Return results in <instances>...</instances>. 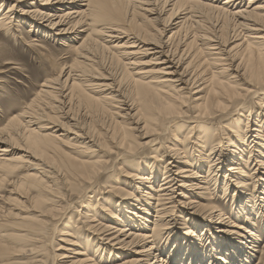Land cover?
<instances>
[{
	"label": "bare ground",
	"instance_id": "1",
	"mask_svg": "<svg viewBox=\"0 0 264 264\" xmlns=\"http://www.w3.org/2000/svg\"><path fill=\"white\" fill-rule=\"evenodd\" d=\"M0 5L9 6L0 11L5 36L17 33L19 46L37 49V40L21 30L28 25L27 34L80 43L73 50L81 65L78 74L67 73L65 82H72L65 84L67 90L41 91L45 97L61 96L60 102H33L34 109L18 116L26 120L25 154L7 158L20 146L4 148L5 130H0V160L26 167L21 182L37 193L33 212L25 211L28 206L7 220L12 228L1 238L15 247H0V264H49L47 235L64 209L79 215L61 234L74 239L65 243L78 249L65 250L74 259L61 254L57 264H105L135 247H140L134 252L138 260L123 264H248L255 253L264 264V246L255 245L264 230V0H0ZM206 15L218 20L214 37L202 26ZM189 20L190 31L176 40ZM229 28L230 36L246 41L240 54H233L239 44L230 50L222 44ZM98 51L111 55L114 71L88 87L100 94L97 99L82 89L85 78L96 79ZM132 67L137 71L126 76ZM123 79L131 96L123 91ZM54 84L50 79L43 87ZM75 90L103 115L100 130L92 133L72 113ZM229 119V126L222 125ZM220 128L227 130L225 137ZM164 146L174 162L161 172ZM122 185L135 193L123 192ZM223 185V199L233 193L231 216L215 205ZM79 207L94 212L82 214ZM98 213L109 214L118 226L100 223ZM253 216L261 218L262 231L248 224ZM85 232L94 236L88 237L96 251L82 239Z\"/></svg>",
	"mask_w": 264,
	"mask_h": 264
},
{
	"label": "rangeland",
	"instance_id": "2",
	"mask_svg": "<svg viewBox=\"0 0 264 264\" xmlns=\"http://www.w3.org/2000/svg\"><path fill=\"white\" fill-rule=\"evenodd\" d=\"M247 2L248 1L245 2L244 6H247ZM8 8L9 6L2 7L0 5V11L6 12ZM136 12L138 13L137 20L142 19L141 16H143L144 14H142V12L140 13L139 10H136ZM183 14H186V13L184 12ZM183 16L184 15H181L180 17H183ZM217 22H218L217 18L214 17L213 15H206V19L203 21L202 26L208 32L209 37H214L216 35ZM173 23L176 24L177 21H173ZM190 26H191V22L189 20L187 22L186 27L183 29V31H181L180 34L177 35L176 40H179L180 38H182V33L183 34L186 33L187 30L190 31L191 29ZM162 27L163 26H161V23H157V28L161 29ZM21 30H23L24 37H26L27 39L30 38L33 40L34 39L37 40L36 45H35L37 49L31 50L29 46H26L23 43L21 46H19L15 39V37L17 36V33L13 34L14 36L13 35L11 36V34L10 35L8 34V36L7 35L5 36V33L0 32V130H5L4 132L5 135L3 138L1 135V138L3 139L2 141L5 142L2 146L5 148V147H9V145L12 146L14 143H18L17 147L20 146L19 149H16L9 153V156L7 157L9 159H17L21 157V154L22 155L25 154V152L23 151H25L24 148H25L26 142L22 141V139L25 137L22 135L24 133L25 126L24 124H22V120L23 121H26V120L25 118L21 119L18 116L23 114V112H26L28 109L30 110V108H33L31 106L33 102H35L37 106L40 105V103L45 104V103H55V101L60 102L62 99L61 96L55 97L54 95H50V96L45 97L44 95L41 94V91L42 90L50 91L52 89L59 90V88L60 90L62 88L61 91L67 90L69 86H65V84L66 85L72 84L70 80L65 82L66 78L68 77L67 73L70 70H72L74 74H78L77 72L81 69V65H79L80 60L78 58L80 54L76 50H73V47L74 48L78 47L80 43H74L73 41H67V40L61 41L58 39L48 37L47 35L45 36L43 34H40L41 32L27 34L28 32L27 30H29L28 25H22ZM229 32H230V28L229 30H226L224 34L221 36L222 44L226 48L229 46L227 50H230L231 48L239 44V47L234 50L235 52L233 54L237 52L238 54H240L242 50L244 49V47L246 46V41L245 42L240 41L242 37L234 38V36H230L228 34ZM171 33L172 32L168 33L167 36L171 35ZM125 40L126 39H124L123 42H125ZM65 42L69 44V47H66L67 45L66 46L62 45ZM108 55L110 54L106 51H98L96 53L95 57H96L97 63L94 65V68L92 70L93 76L96 79L85 78L83 82L84 87L82 90H86L85 93L87 95L93 96L97 99L100 97V94L92 93L91 91H88L87 89L88 87L98 86L102 84L103 82H105V81H102L103 80L102 78H107L104 76L106 75V72L111 73L114 71V66H111V61H110L111 55L110 57ZM8 62H15L16 66L8 65L7 64ZM18 68H20V70ZM132 71H134L133 67L127 68L126 76H128V74L132 75L130 73ZM136 71L137 70H135L134 72ZM97 73L100 74L101 76H98ZM50 79H55V84L52 85V87L44 88L43 85L46 83V81ZM127 82H128L127 79L122 80V88H123V91L126 93V95L131 96V90L129 89ZM69 92H67L66 94H68ZM95 92H98V91H95ZM53 93H56V92H53ZM72 93L74 95L72 102H70L72 113L77 115L79 122L86 129H90L92 133L96 132L97 130H100L101 126L104 123L103 115L100 112H96L97 110L95 109L94 104L91 105L88 102L83 101L79 96L78 90H75ZM108 94L109 92H106L103 95V97ZM114 96H117V94ZM187 98L188 100H190L191 96ZM39 112L41 113V111ZM54 112L57 113L58 111H54ZM45 113H50V112L49 110H45ZM231 122L233 121L229 119L226 123L223 122L222 125L229 126ZM223 128H220V131L225 137L227 134V130ZM60 133H64V132L60 131ZM60 133H58V135ZM139 141H140V144H144L148 140L139 139ZM165 146L170 147L171 144L166 142ZM165 146L162 151L163 161L161 163L162 167L160 168L161 172L164 171V166L166 165L168 161L174 162V159H172V155L170 156L171 153L167 152V150L165 149L166 148ZM248 153L249 152L246 153L247 158L249 156ZM26 155H29V154H26ZM100 157L102 159L104 158L105 160H112L113 158H115V156L113 155H111L109 158L106 157L105 155L100 156ZM10 165L11 166L8 165V162H4L0 160V247L13 249L15 247L14 244H11L8 241L3 240V238H1L5 230H10L12 228V225H10L7 222V220L9 221V220L14 219L15 216L20 212V210H24L28 206H29V209H26L25 211L33 212L32 210L34 208L32 204H34V199L37 196V193L33 191L32 189L26 190V187L21 182V177L28 173V169L22 165H19L18 168L14 167V164H10ZM174 165H177V164L174 163ZM207 170L208 169L206 168L205 171ZM120 179L124 180L125 178L120 177ZM46 181L51 182V180H48L47 178H45L44 182ZM253 181H250V183ZM129 186L130 185H127V186L122 185L121 190L123 192H129V193L134 192L135 193V189ZM157 186L158 185L156 184L154 187L157 189ZM142 188L144 189L145 187H142ZM251 189H250V192H251ZM108 190L109 189L107 188L103 192H106ZM219 190H220L219 191L220 194L218 195L219 196L218 198H220V201L219 200L216 201L217 203H215V205L218 207L219 210H223L226 212V214H228V216H231L232 214L231 209L233 207V204H232V194L233 193H231L232 192L231 191L230 197L229 195L228 196L226 195L223 199V196L225 194L224 185ZM136 193H137V190H136ZM123 194H126V193H120V196H122ZM109 200L110 202L120 201V199H112L110 197H109ZM18 201H20L22 205L20 204L18 205L19 203ZM94 202H95L94 205H96L97 201L94 200ZM152 202L154 203L155 201H152ZM68 206H69V202H66V208ZM78 209H80V207ZM72 210L73 211L70 213L68 212V209L58 211L57 217L54 219L52 229L48 232L47 239L49 240V242H52L48 246L49 252L47 255H48V259H50L49 264H57L58 263L57 260H59L58 258L60 257L61 254H67L70 257L68 260H73L75 257L73 253L65 251V250L71 249L72 252H74L73 250L78 249V247H73L65 243L67 239L69 241H72V240L74 241V239L68 238L63 235L61 236V234L67 232V229H65L64 227L65 224L66 226H70L71 222L78 219L79 215L75 213L74 209ZM80 210H81L80 213L82 214L94 212L93 211L94 209L83 210L81 208ZM36 211L39 212L38 210ZM97 211H100V209L98 208ZM151 213L152 215H149L150 216L149 219L152 222L154 219L153 218L154 213L153 211ZM34 214L36 213L34 212ZM63 215L65 216L67 215L68 218L71 217L72 221L71 220L69 221V219L66 220L65 217H63ZM104 215L105 216L102 218L101 215L98 213L97 218L100 220V223L111 225V227L118 226L115 224H111L112 220L110 219L109 214L104 213ZM258 218L261 219L260 217ZM258 218L255 216L251 217L252 220L248 222V224L256 223L255 225L256 228L254 227L253 229L256 230L258 227L262 231L260 221ZM82 220L85 222L86 221L85 217H83ZM240 223H242V221H240ZM124 226L125 224H122L118 228L119 229L124 228ZM112 232L114 231H111V233ZM257 234L261 240L255 245L257 246L258 250H261L264 246V230H263L262 235L260 233H257ZM163 235L166 236L165 234ZM88 236H91V238H94V236L85 232L82 234V239L86 242L88 241V243L90 241L92 249L96 251L97 250L96 244L93 241H91V239L89 240ZM101 239L102 237H100V240ZM165 240L166 238H164L163 242ZM100 244L103 248L105 247L107 243L102 242ZM59 246L62 248V250L55 252V250H57ZM139 248L140 247H135L133 248V251L130 250L129 252L124 251L126 252L125 254L127 255H124L122 258L118 260L114 258L112 262H109L110 260L106 259L103 262H105V264H123L126 261L127 262H130L132 260L136 261L138 259L135 257L136 255L134 252L136 249H139ZM91 256L93 255L89 254L88 256L82 259L87 260ZM254 256L255 257L252 258L248 264H258V260L260 259V253H255ZM139 260L141 261L143 260V258H140ZM70 262H68L67 264H69ZM142 262H143L142 264H148L144 261Z\"/></svg>",
	"mask_w": 264,
	"mask_h": 264
}]
</instances>
